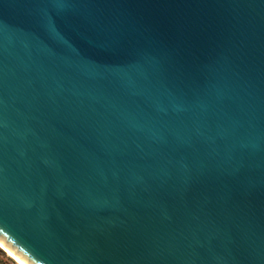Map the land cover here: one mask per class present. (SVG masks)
Returning <instances> with one entry per match:
<instances>
[{
	"label": "water",
	"instance_id": "obj_1",
	"mask_svg": "<svg viewBox=\"0 0 264 264\" xmlns=\"http://www.w3.org/2000/svg\"><path fill=\"white\" fill-rule=\"evenodd\" d=\"M0 240L264 264V0H0Z\"/></svg>",
	"mask_w": 264,
	"mask_h": 264
},
{
	"label": "bare ground",
	"instance_id": "obj_2",
	"mask_svg": "<svg viewBox=\"0 0 264 264\" xmlns=\"http://www.w3.org/2000/svg\"><path fill=\"white\" fill-rule=\"evenodd\" d=\"M0 248L4 250L9 257L14 259L17 264H28L21 257H17L9 248L0 240Z\"/></svg>",
	"mask_w": 264,
	"mask_h": 264
},
{
	"label": "rangeland",
	"instance_id": "obj_3",
	"mask_svg": "<svg viewBox=\"0 0 264 264\" xmlns=\"http://www.w3.org/2000/svg\"><path fill=\"white\" fill-rule=\"evenodd\" d=\"M0 258H8V261L10 264H17L16 261L12 259L11 257H9L7 253L1 248H0Z\"/></svg>",
	"mask_w": 264,
	"mask_h": 264
},
{
	"label": "trees",
	"instance_id": "obj_4",
	"mask_svg": "<svg viewBox=\"0 0 264 264\" xmlns=\"http://www.w3.org/2000/svg\"><path fill=\"white\" fill-rule=\"evenodd\" d=\"M0 264H10L8 258H0Z\"/></svg>",
	"mask_w": 264,
	"mask_h": 264
}]
</instances>
